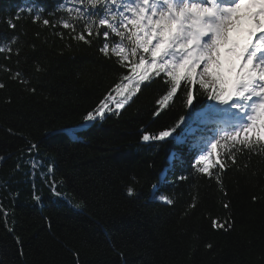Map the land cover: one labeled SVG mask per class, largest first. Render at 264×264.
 <instances>
[{
    "label": "snow or ice",
    "instance_id": "6c2138e0",
    "mask_svg": "<svg viewBox=\"0 0 264 264\" xmlns=\"http://www.w3.org/2000/svg\"><path fill=\"white\" fill-rule=\"evenodd\" d=\"M26 16L36 26L35 40L42 36V43L50 37L59 40L61 54L64 49L92 48L112 68V81L81 121L46 135L61 132L79 141L81 132L97 122L121 117L138 94L151 92L153 106L138 130L139 145L158 151L171 141L187 148L186 154L175 149L169 153L168 167L151 185L152 199L174 206L178 200L175 188L188 183L184 214L189 216L201 207L200 181L206 187L214 182L221 193L223 215L209 213L210 227L225 233L233 230V205L225 176L232 169L244 171L242 159L250 162L257 156L264 163V0H56L51 9L39 0H23L14 17L2 21L12 34L0 35V72L6 77L0 80V90L12 82L34 95L33 80L39 83L48 69L41 55L30 57L24 51L26 47L33 53L42 51L34 41L22 40L27 33L22 25L18 30V22ZM5 102L10 103L11 97ZM189 108L192 110L187 111ZM165 116L167 120L156 125ZM7 131L16 135L11 128ZM18 151L13 172L22 173L25 182L32 184L37 205L43 201L35 183L39 178L53 200H63L75 209L83 207V201L74 204L75 197L63 191L64 181L55 179L54 158L47 163L39 159L38 143L26 139V146ZM10 156L0 155V161ZM139 182L133 175L125 184L129 198L139 195ZM165 184H171L173 190L164 188ZM4 187L10 190L12 184L5 181ZM9 194L15 200L19 191ZM4 199L0 196V223L12 234L22 257L23 240L15 233V217L4 210ZM258 199L261 197L252 196L253 202ZM47 222L51 227V221ZM112 248L117 251L115 245ZM117 254L127 264L123 253ZM73 257L79 264V253L74 251Z\"/></svg>",
    "mask_w": 264,
    "mask_h": 264
},
{
    "label": "trees",
    "instance_id": "16d2710c",
    "mask_svg": "<svg viewBox=\"0 0 264 264\" xmlns=\"http://www.w3.org/2000/svg\"><path fill=\"white\" fill-rule=\"evenodd\" d=\"M39 2L51 9L56 0ZM22 3L0 0V35L12 34L2 21L14 17ZM20 25L27 33L22 40L34 41L42 49L33 53L26 47L24 51L30 57L41 55L48 71L39 83L33 80L37 87L34 95L12 82L0 90V155L11 154L0 161V196L6 197L4 210L15 217V233L23 240L24 252L21 257L12 234L0 223V264H76L74 251L79 253V264H122L117 252L123 253L127 264H264V163L259 157L253 156L250 162L242 159L240 167L245 170L232 169L225 176L235 220L234 229L227 233L211 229L207 218L209 213L223 215L221 193L214 182L206 187L205 181H200L201 207L192 215L184 214L188 183L175 188L178 200L174 206L157 203L151 185L168 167L169 153L175 149L186 154L187 148L171 141L158 151L139 145L138 130L149 119L152 93L138 94L121 117L90 126L79 134V141L61 132L46 135L81 121L82 114L112 81V68L92 48L64 49L61 54L59 40L50 37L42 43L43 36L35 40L36 26L30 17L18 22V30ZM24 70L28 71L27 65ZM4 79L0 72V80ZM9 97L11 102L6 103ZM201 100L211 103L206 97ZM166 120L162 117L156 125ZM9 128L16 135L9 134ZM25 138L39 144L40 160L44 152L54 157L55 179L64 181L63 191L75 197L73 201L84 202L82 209L53 200L39 178L35 183L43 201L40 205L33 201L32 184L25 182L22 173L13 172L18 150L26 146ZM149 163L153 167H148ZM179 171L177 167L176 174ZM133 175L140 178L139 195L129 198L125 184ZM5 181L12 184L10 190L4 187ZM163 187L173 190L171 184ZM17 190L19 195L13 200L9 191L15 194ZM180 193L184 196L179 197ZM253 195L261 199L253 202ZM209 243L211 249L206 247Z\"/></svg>",
    "mask_w": 264,
    "mask_h": 264
},
{
    "label": "rangeland",
    "instance_id": "374dc122",
    "mask_svg": "<svg viewBox=\"0 0 264 264\" xmlns=\"http://www.w3.org/2000/svg\"><path fill=\"white\" fill-rule=\"evenodd\" d=\"M42 156H43V161L45 162V163H47L48 162V159L49 158H54L50 153H42ZM54 162H55V159H54ZM52 198V197H51ZM53 199V198H52ZM73 203L75 204V203H78L77 201H73ZM83 208V207H82ZM82 208H80V209H82Z\"/></svg>",
    "mask_w": 264,
    "mask_h": 264
}]
</instances>
